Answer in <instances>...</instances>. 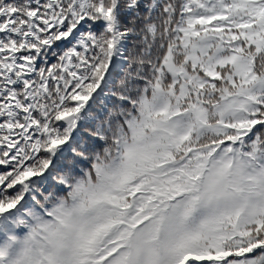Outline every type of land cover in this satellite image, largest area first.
I'll return each instance as SVG.
<instances>
[{
  "label": "snow or ice",
  "instance_id": "snow-or-ice-1",
  "mask_svg": "<svg viewBox=\"0 0 264 264\" xmlns=\"http://www.w3.org/2000/svg\"><path fill=\"white\" fill-rule=\"evenodd\" d=\"M0 264H264V0H0Z\"/></svg>",
  "mask_w": 264,
  "mask_h": 264
}]
</instances>
